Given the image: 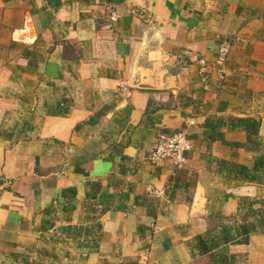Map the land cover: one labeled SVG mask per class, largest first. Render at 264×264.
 <instances>
[{
  "label": "crops",
  "instance_id": "crops-1",
  "mask_svg": "<svg viewBox=\"0 0 264 264\" xmlns=\"http://www.w3.org/2000/svg\"><path fill=\"white\" fill-rule=\"evenodd\" d=\"M181 129L186 164H151ZM263 159L264 0H0V264H208L197 235L264 214ZM226 252L264 264V229Z\"/></svg>",
  "mask_w": 264,
  "mask_h": 264
},
{
  "label": "trees",
  "instance_id": "trees-1",
  "mask_svg": "<svg viewBox=\"0 0 264 264\" xmlns=\"http://www.w3.org/2000/svg\"><path fill=\"white\" fill-rule=\"evenodd\" d=\"M230 126H239L244 129L249 142L252 135L258 134L259 120L252 117L234 118L230 119ZM257 163L261 164L262 159L256 161L255 165ZM243 171H246V167L240 165V172ZM218 218L220 222L223 219L229 220V217L222 215ZM216 227H209L203 234L197 235L191 248L197 250L199 254H207L208 264H235L236 257L226 252V244L244 243L256 228L264 229V214L258 213L253 222L244 219L243 222L237 224H222L220 229Z\"/></svg>",
  "mask_w": 264,
  "mask_h": 264
},
{
  "label": "built area",
  "instance_id": "built-area-1",
  "mask_svg": "<svg viewBox=\"0 0 264 264\" xmlns=\"http://www.w3.org/2000/svg\"><path fill=\"white\" fill-rule=\"evenodd\" d=\"M109 20L111 22L116 21L117 15L113 8L108 11ZM239 41L237 35L228 36L222 38L216 48L214 64L215 75L217 77L218 84H222L225 80L224 64L230 54L232 47ZM198 73L202 88L207 90L210 86V72L208 70V64L205 58H199L198 61ZM192 148V141L188 137L185 129L176 130L170 133L159 134L154 142L152 149L147 155V160L151 164H156L162 159H170L176 167H182L187 162V153Z\"/></svg>",
  "mask_w": 264,
  "mask_h": 264
}]
</instances>
